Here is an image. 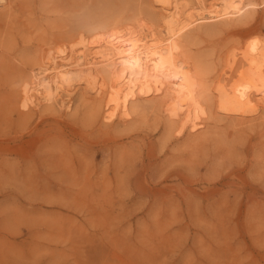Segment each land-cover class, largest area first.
Segmentation results:
<instances>
[{
    "label": "rangeland",
    "instance_id": "1",
    "mask_svg": "<svg viewBox=\"0 0 264 264\" xmlns=\"http://www.w3.org/2000/svg\"><path fill=\"white\" fill-rule=\"evenodd\" d=\"M159 12L156 0L0 6V264H264L261 118L217 111L192 144L151 114L102 124L95 98L78 99L83 85L71 110L19 107L20 68L42 49L104 20L156 26ZM188 34L185 52L210 85L225 55L264 39V12L237 30Z\"/></svg>",
    "mask_w": 264,
    "mask_h": 264
},
{
    "label": "bare ground",
    "instance_id": "2",
    "mask_svg": "<svg viewBox=\"0 0 264 264\" xmlns=\"http://www.w3.org/2000/svg\"><path fill=\"white\" fill-rule=\"evenodd\" d=\"M156 2V26L140 19L104 20L72 35L63 48L42 49L37 63L20 68L19 107L71 110V95L83 85L79 101L86 104L85 95H92L97 104L90 109L104 125L151 114L163 120L167 133L186 135L195 144L208 138L218 111L261 118L264 136V39H248L225 55L227 69L210 85L185 52L194 40L188 34L193 27L233 31L249 26L264 12V0ZM0 6L8 8L10 0H0Z\"/></svg>",
    "mask_w": 264,
    "mask_h": 264
}]
</instances>
